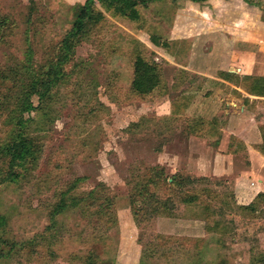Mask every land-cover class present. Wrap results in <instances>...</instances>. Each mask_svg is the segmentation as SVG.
I'll list each match as a JSON object with an SVG mask.
<instances>
[{"label": "rangeland", "instance_id": "374dc122", "mask_svg": "<svg viewBox=\"0 0 264 264\" xmlns=\"http://www.w3.org/2000/svg\"><path fill=\"white\" fill-rule=\"evenodd\" d=\"M144 1L140 19L131 21L105 1L93 0L100 19L86 21L84 33L65 49L62 41L86 0H0V14L13 23V33L0 42V67L16 73L21 84L28 78L21 67L33 60L38 72L51 67L53 80L45 100L49 107L36 109L38 94L32 98L35 109L24 113L20 131L22 139L33 141V157L15 164L14 175L8 177L7 169V178L0 176V264H82L91 250L101 264H260L264 259V207L255 204L254 213L234 197L240 188L236 179L253 175L246 171L254 157L220 131L227 124L224 115L201 119V130L191 132L190 121L201 117H189V108L175 114L173 108L180 97L192 102L212 88L209 76L189 71L186 41L198 38L199 52L208 46L213 51L211 41L202 42L204 33L219 30L226 20L249 21L254 26L249 34L264 36V26L254 25L264 22V0ZM138 55L161 65L166 92L141 100L130 91ZM14 79L9 83L13 104ZM17 127L9 112H0V148L17 136ZM224 134L229 139L222 142ZM10 158L0 151V172ZM157 166L187 181L181 189L159 187L155 194L162 203L169 200L167 208L140 211L138 225L130 190ZM80 178L85 180L78 196L105 186L100 194L114 199L117 223L69 210L54 229L66 243L50 254L42 237L48 234L49 212L66 186ZM189 194L198 200L183 203ZM92 202L85 195L83 204Z\"/></svg>", "mask_w": 264, "mask_h": 264}, {"label": "trees", "instance_id": "16d2710c", "mask_svg": "<svg viewBox=\"0 0 264 264\" xmlns=\"http://www.w3.org/2000/svg\"><path fill=\"white\" fill-rule=\"evenodd\" d=\"M105 1L104 3L107 6L113 7L114 12L120 16L125 17L131 21H138L140 19L139 15V6L146 7L147 3L144 0H101ZM202 1V0H200ZM93 0H86L83 6L78 8V14L75 16V20L73 22L71 31L66 35V37L62 41V46L65 49H68L73 43L74 38H78L84 33L85 30V22L86 21H95L100 19L101 15L94 8ZM13 33V23L10 20L8 15L0 14V42L7 36V34ZM151 42L153 45L158 46V38L156 36H151ZM33 60L25 61L22 65V69L24 73L28 75V78L25 81H22L21 84L18 83L19 76L14 73L12 76L10 71L7 69H3L0 67V112L7 111L9 112V117L13 122L18 124L16 130H13V133H17V136L11 135L10 142L5 145V147H1L0 151L3 153H8L11 156L10 160L7 162L6 159L3 160L4 164L7 167H3L0 172V176L6 173V170L10 169L8 174L9 176L14 175L12 171H14L13 166L15 164L23 165L24 162L30 157L32 158L36 148L31 140L22 139L24 129V124L22 122L24 120V113L29 112L31 109H35L33 106L32 98L34 95L41 96V103L37 110H44L48 106V103L45 101L47 99V95L49 93V86L53 83L52 79V68L44 72H38L37 69L33 66ZM37 72V74H36ZM186 74V73H184ZM190 74V72H189ZM226 77L232 76L231 74H225ZM15 77V79H14ZM10 79L17 80V97L15 96L14 101H11V94L14 92V88L10 86ZM168 89V85L166 79L163 75L162 67L160 64L153 60H147L143 56H137L133 61V81L131 84L130 91L134 94L135 97L141 100L147 99L149 96H153L156 94H163ZM189 101V102H188ZM190 99L188 100L186 97H180L174 103V111L175 114L184 113L190 107ZM28 121V120H26ZM206 121V120H205ZM201 119L191 120L189 125V130L191 132L200 131L205 122ZM200 122V123H199ZM216 124V120L213 122ZM206 126L212 127L211 124L207 123ZM21 130V131H20ZM194 134V133H193ZM26 144L28 146H24ZM264 153V147L262 149ZM33 161V160H31ZM7 162V163H6ZM17 162V163H16ZM13 169V170H12ZM7 178V173L5 174ZM139 177V176H138ZM140 180H136L134 185L131 188L130 202L133 208L134 218L138 219L140 211L149 212L148 210L151 207L152 212H156L158 210V205L161 206L159 209H165L168 206L169 200L164 203L160 202L158 196H156L155 192L159 189V187L176 188L181 189L184 186L186 178L183 176H175L169 177L166 173V170L161 167H150L145 176L139 177ZM84 178L76 179L74 182L69 183L66 188L59 194V200L54 204L52 209L49 212V227L48 234H43V246L48 249L50 254L58 252L65 241H60L57 238V234L54 235V229L59 225V216L66 213L69 210L81 209L84 213L89 211L93 212L99 219V221H103L107 225L112 223H117V211L115 206V201L112 197L108 195H101V189H105V186H96L93 190L89 191L83 195H77L78 193V185L84 181ZM4 183L3 180H0ZM100 195H99V194ZM88 196L90 200H93L92 204H83L84 197ZM198 200L197 196H186V198L182 199V202L185 204H193ZM264 203V195H259L257 201L253 204L243 207V209H251L254 213L255 204L262 205ZM142 205L143 208L137 209V205ZM82 207V208H81ZM147 207V208H146ZM144 209V210H143ZM138 225H140V220H137ZM45 238V239H44ZM49 243V245H48ZM22 246V245H21ZM35 249L37 244L34 246L33 244L29 245ZM24 249V245L19 248V251ZM4 251L0 250V257ZM13 253V250L5 253V257L10 256ZM81 262V261H80ZM82 264H101L100 256L91 251H88L86 256L82 257ZM260 264H264V259H261Z\"/></svg>", "mask_w": 264, "mask_h": 264}, {"label": "crops", "instance_id": "0c3cea01", "mask_svg": "<svg viewBox=\"0 0 264 264\" xmlns=\"http://www.w3.org/2000/svg\"><path fill=\"white\" fill-rule=\"evenodd\" d=\"M190 25L189 22L187 26ZM201 25V28L206 27L204 23ZM254 25L258 28V25L264 26V22L260 20ZM220 27L222 29L204 33L207 37L202 39V42L211 41L213 51L208 46L199 52L198 38L186 41L190 49L189 71L207 75L212 81V88L200 92L190 103L189 117L208 120L224 115L222 119L227 124L221 126L220 131L237 138L245 151L254 157L246 171L253 174H249L251 178L236 179L240 188L234 197L239 205L246 207L256 202L259 195H264V36L249 34L250 28L254 27L249 21L226 20ZM220 73L231 74L233 78L218 77ZM236 78L239 82L233 83ZM224 136L222 142L228 138ZM254 155L258 157L256 160ZM245 200L248 202L242 203Z\"/></svg>", "mask_w": 264, "mask_h": 264}]
</instances>
